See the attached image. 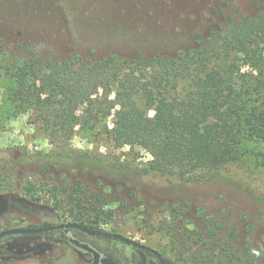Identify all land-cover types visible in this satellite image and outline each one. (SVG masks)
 Masks as SVG:
<instances>
[{
    "label": "rangeland",
    "instance_id": "374dc122",
    "mask_svg": "<svg viewBox=\"0 0 264 264\" xmlns=\"http://www.w3.org/2000/svg\"><path fill=\"white\" fill-rule=\"evenodd\" d=\"M263 2L0 0V39L14 45L38 44L60 58L74 52L119 58L173 55L193 47L198 32L253 13ZM2 93L0 88V103ZM32 113L30 109L11 117L0 131V231L80 223L78 214L94 217L100 213L94 228L150 246L169 264H264V142L245 144L239 160L208 181L143 174L141 169L152 155L137 144L116 147L103 125L93 131L78 130L67 147L69 152L99 155L103 160L100 167H82L77 159L59 167L38 161L14 169L11 164L4 166L9 161L8 150L17 147L56 155L55 145L30 122ZM113 121L108 117L105 123L112 127ZM112 158L126 167L117 170L106 164ZM76 186L82 189L78 195L82 207L69 203ZM57 187L72 193L61 192L54 198ZM84 220L88 223L89 219ZM87 240L114 264H143L121 241ZM90 261V255L75 248L60 232L0 239V264ZM150 264L159 263L151 258Z\"/></svg>",
    "mask_w": 264,
    "mask_h": 264
},
{
    "label": "trees",
    "instance_id": "16d2710c",
    "mask_svg": "<svg viewBox=\"0 0 264 264\" xmlns=\"http://www.w3.org/2000/svg\"><path fill=\"white\" fill-rule=\"evenodd\" d=\"M0 88V131L31 109L30 122L57 150L13 148L4 166L38 161L59 167L77 159L82 167H100L99 155L68 148L78 130L103 125L116 147L137 144L152 155L143 174L208 181L239 160L245 144L264 142V2L253 13L198 32L193 47L173 55L74 52L60 58L38 44L0 39ZM108 117L114 118L112 127ZM106 164L126 167L113 158ZM63 190L54 189V198ZM74 191L69 203L82 207V189ZM99 216L81 213L76 219L94 228Z\"/></svg>",
    "mask_w": 264,
    "mask_h": 264
},
{
    "label": "flooded vegetation",
    "instance_id": "af4514ba",
    "mask_svg": "<svg viewBox=\"0 0 264 264\" xmlns=\"http://www.w3.org/2000/svg\"><path fill=\"white\" fill-rule=\"evenodd\" d=\"M70 224H80V225H82V226H84V227H86L88 229L101 230V229H98V228H90V227H88L86 225H83V224L77 223V222H62V223H59V224L26 226V227H34V228H36V227L51 226V225H64V226H62L59 229L48 230V231L42 232V233H21V234L36 235V234H48V233H53V232H60L68 239V241L70 243H72V245L75 248H77L81 252L86 253L87 255L91 256V261H90L89 264H93L94 263V255H93V253L88 251V250H86V249L81 248L79 245H76L75 243H73L71 241V239H76L81 244H87V245H89L90 247L94 248L95 250H97L100 253V255H99V257H98V259H97L95 264H114V262L111 260L110 257L106 256L105 253H102V251L99 248H97L89 240H87L89 237L97 238V239H103V238L105 239L106 238V239H109V240H113L114 239V240H118V241H121V242L127 244L126 242H124V241H122V240H120V239H118L116 237L100 235L98 233H90V232H88L85 229H82V228H79V227H76V226H70ZM13 228H18V227H13ZM8 229H11V228H8ZM4 230H7V229H4ZM1 231H3V230H1ZM108 232H110V231H108ZM111 233H115V232H111ZM10 235H15V234H10ZM6 236H9V235H6ZM3 237H5V236H3ZM1 238L2 237H0V239ZM127 245H129V244H127ZM142 246H144V248H141V251L144 253L143 256L139 253V249L138 248L129 245V247H131L135 251V253H137L139 255V257L141 258V261H142L143 264H150L151 258L156 259L158 261V263L161 264L158 256L154 252V251H156L155 249H153L152 247L147 246L145 244H142ZM164 261L166 262V264H169L166 260H164Z\"/></svg>",
    "mask_w": 264,
    "mask_h": 264
},
{
    "label": "water",
    "instance_id": "95a60500",
    "mask_svg": "<svg viewBox=\"0 0 264 264\" xmlns=\"http://www.w3.org/2000/svg\"><path fill=\"white\" fill-rule=\"evenodd\" d=\"M62 226L64 225H51V226H42V227H18V228H11V229H7V230H3L0 232V237H3V236H6V235H10V234H21V233H42V232H46L48 230H56V229H59L61 228ZM70 226H76V227H79V228H82V229H85L87 230L88 232L90 233H98L100 235H105V236H113V237H116L124 242H126L127 244L133 246V247H136L139 249V253L143 256L144 253L141 251V248H144V246H142L141 243L133 240V239H130L128 237H125L121 234H118V233H111V232H108V231H104V230H92V229H88L80 224H70ZM71 241L73 243H75L76 245H79L81 248L83 249H86L90 252L93 253L94 255V263H96L100 253L95 250L94 248L90 247L89 245L87 244H81L78 240L76 239H71ZM156 253V255L158 256L159 260H160V263L161 264H166V262L164 261L162 255L160 253H158L157 251H154Z\"/></svg>",
    "mask_w": 264,
    "mask_h": 264
}]
</instances>
